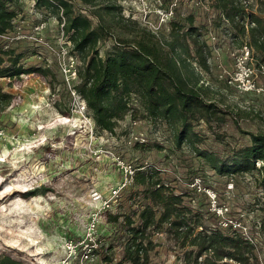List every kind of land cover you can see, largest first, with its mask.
I'll return each instance as SVG.
<instances>
[{
	"label": "rangeland",
	"instance_id": "1",
	"mask_svg": "<svg viewBox=\"0 0 264 264\" xmlns=\"http://www.w3.org/2000/svg\"><path fill=\"white\" fill-rule=\"evenodd\" d=\"M250 1L264 10V0ZM94 2L101 11L107 3L116 7L114 17L105 16L113 22L116 34L130 36L117 21L123 15L168 42L175 39L171 21L187 24L186 16L193 14L211 49L209 67L202 68L192 61L187 66L181 64V69L208 99L236 114L235 118L226 114L225 121L214 129L204 121L198 122L196 129L208 145L223 154L250 144V131L264 132V73L253 63L260 91L244 90L230 82L240 48L225 32V24L218 26L215 21L212 0ZM73 3L75 11L88 13V3ZM15 5L20 11L15 29L0 39L24 51L22 61L27 67L41 64L49 67L50 74L46 77L29 72L0 80L3 90L12 95L9 105L0 108V256L11 257L16 264H116L123 246L117 242L118 223L108 221V217L138 211L142 198L133 196L137 186L132 182L123 186L125 168L148 163L181 190L188 187L189 175L199 172L205 185L211 186V196L216 192L218 203H226L240 228L258 242L257 252L264 264V188L258 172L216 173L188 143L175 147L171 126L160 119H134L128 113L118 121L114 132L97 129L74 87L79 78L73 80L68 72L71 67L78 69L81 55L72 52L62 23L51 9L38 7L35 0H17ZM174 7L177 14L172 11ZM37 25L41 27L37 29ZM176 45V51L182 53ZM112 46L113 38H108L99 43V51L105 55ZM165 47L170 49L168 44ZM135 97L132 100L137 103ZM137 142L149 148H140ZM114 188L120 191L116 194ZM32 189L37 192L25 194ZM94 190L102 199L93 197ZM194 195L190 203L208 211L204 195ZM211 209L214 211L213 206ZM96 214L98 246L93 257L85 259L82 248L89 242L87 227ZM152 238L156 246L151 251L150 264H185L182 250L166 231H157ZM111 243L115 244L112 251L107 248ZM107 253L113 257L111 263L103 258Z\"/></svg>",
	"mask_w": 264,
	"mask_h": 264
},
{
	"label": "trees",
	"instance_id": "2",
	"mask_svg": "<svg viewBox=\"0 0 264 264\" xmlns=\"http://www.w3.org/2000/svg\"><path fill=\"white\" fill-rule=\"evenodd\" d=\"M82 1L90 5L86 7L88 13L75 11L73 0H35V3L52 10L63 23L72 52L81 55V65L77 69L79 81L74 87L85 100L96 128L114 132L118 121L128 113L134 119H160L171 126L175 147L188 143L197 156L221 175L257 171L259 183L264 188V132L250 131V144L234 147L223 154L208 145L195 127L204 121L214 129L225 121L226 114L231 117L236 114L208 99L196 81L192 82L181 69V64L187 66L192 61L202 68L209 67L211 49L203 39V27L195 24L194 15L186 16L187 24L171 21L175 39L168 42L123 15L116 19L128 29L130 36L116 34L113 22L105 17L115 16L114 5L107 3L101 11L95 7V0ZM16 3L17 0H0V37L15 29V18L20 13ZM212 7L218 26L225 24V32L238 48L245 43L250 46L255 65L264 73L263 8L255 7L250 0H212ZM175 10L174 7L172 11L177 14ZM108 38H113V46L102 55L99 43ZM176 43L182 53L176 51ZM167 44L170 49L165 47ZM23 57L24 51L7 39H0V80L29 72L49 76V67L41 64L27 67ZM133 95L137 103L132 100ZM11 97L0 85V108L9 105ZM137 145L149 148L144 142H137ZM156 146L163 148L159 143ZM134 167L132 183L137 188L133 196L142 198L138 211L118 212L108 217V221L118 223L117 242L123 246L116 264H150L151 251L156 246L152 236L157 231H166L172 237L183 252L185 264H261L258 242L235 225L238 221L233 219L232 211L224 214L229 216L225 218L232 219L227 225L222 223L224 217L216 210L211 212L212 202L206 191L211 186L205 185L199 172L190 174L191 164L187 166L190 175L184 190L162 177L160 169L154 165L143 163ZM196 177L200 178V190L198 185H193ZM36 192L37 189H32L25 194ZM197 192L204 195L208 211L190 203ZM260 225L262 227L263 223ZM114 246L111 243L107 248L112 251ZM103 258L110 263L113 259L110 253ZM0 264H16V261L0 256Z\"/></svg>",
	"mask_w": 264,
	"mask_h": 264
},
{
	"label": "built area",
	"instance_id": "3",
	"mask_svg": "<svg viewBox=\"0 0 264 264\" xmlns=\"http://www.w3.org/2000/svg\"><path fill=\"white\" fill-rule=\"evenodd\" d=\"M172 12V11H171ZM63 25V23H62ZM41 26L37 25L36 28L39 29ZM235 59H236V70L231 74V79L230 82L236 84L239 88H242L244 90L248 91H260L261 88L255 81V72L254 69L252 68L253 63H254V57L252 55V50L248 44H244L240 50L235 54ZM69 74L71 75L70 78L73 80L78 79V70L75 67L69 68ZM84 100V99H83ZM85 102V100H84ZM86 104V103H84ZM258 165H260V162H257ZM126 175H125V180L123 182V186H125L127 183L132 182L133 174L135 171V167L132 165H127L125 168ZM193 185H198L199 190L201 189L200 187V178L196 177ZM232 187V184H231ZM113 191L117 194L120 189L114 188ZM207 193L209 196H211V190L206 189ZM216 192L212 193L211 202L213 209L216 210V212L221 215L222 217H228L224 216L225 212L229 210L227 204H219L218 201L215 199ZM93 197L95 199H102V195L100 194L99 191L94 190L93 191ZM107 205H109V202L104 200ZM223 218V224L227 225L228 222L232 221L231 218ZM97 214L92 217L91 221L88 224V239L89 242H86L83 244L82 248V256L85 259H91L94 255V251L98 246V242L96 241V225H97ZM236 226L240 227V223L236 222ZM245 232V231H244ZM83 242V241H82Z\"/></svg>",
	"mask_w": 264,
	"mask_h": 264
}]
</instances>
